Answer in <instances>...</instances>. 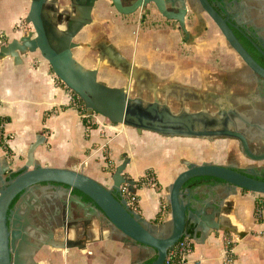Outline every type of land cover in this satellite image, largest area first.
<instances>
[{
    "label": "crops",
    "instance_id": "1",
    "mask_svg": "<svg viewBox=\"0 0 264 264\" xmlns=\"http://www.w3.org/2000/svg\"><path fill=\"white\" fill-rule=\"evenodd\" d=\"M23 13L24 0H0L3 44L30 30L27 23L20 24ZM186 22L189 36L184 38L174 20L139 12L124 15L114 10L109 0H97L91 24L82 28L81 58L74 57L85 67L96 68L100 81L110 86L127 85L130 93L141 92L146 99L155 91L178 107L188 101L204 107L227 101L231 89L223 91V81L239 62L212 30H205L210 21L204 14L197 21L190 17ZM74 102L72 92L39 51L21 54L19 63L0 57V116L7 119L5 133L10 137L7 148L0 147V165L8 164L12 171L21 168L28 145L37 136L44 140L34 150L39 164L81 171L106 187L112 184L110 174L127 159L124 176L136 181L147 169L155 176L154 187L134 185L132 190L140 218L157 225L168 222L167 188L181 171L180 160L213 162L214 154L193 152L189 141L196 138L137 133L97 113L89 117L94 126L86 125ZM257 198L264 201V194L241 188L226 192L218 215L220 228L210 229L203 242L192 238L193 251L185 264H223L226 237L232 243L230 264H264V225L254 215ZM91 226L85 248L65 251L42 246L34 254L35 262L133 264L137 258L142 263L151 259L152 253L148 255L144 247L120 232L98 226L96 220Z\"/></svg>",
    "mask_w": 264,
    "mask_h": 264
},
{
    "label": "water",
    "instance_id": "2",
    "mask_svg": "<svg viewBox=\"0 0 264 264\" xmlns=\"http://www.w3.org/2000/svg\"><path fill=\"white\" fill-rule=\"evenodd\" d=\"M55 1L27 0L23 21L31 28L2 44L0 57L8 56V61L19 63L21 54L39 51L54 75L81 99L87 113H97L110 123L131 127L137 133L149 131L164 137L211 142L221 138L237 140L245 158L260 161L264 166V151L249 148L245 133L232 118L235 111L229 102H218L214 111L204 106L191 110L184 104L172 109L166 98H159L155 91L151 99H146L141 92L131 94L127 85L110 86L100 81L97 69L85 67L73 53L80 46L75 37L91 24L97 0H70L69 13L58 10ZM109 1L114 10L124 15L139 12L174 20L176 27L186 33L184 0ZM199 2L202 12L218 26L243 63L264 79V69L229 34L217 12L206 0ZM43 141L41 136L34 137L24 165L18 170H10L8 164L0 165V264H37L33 257L42 246L65 251L85 248L94 220L98 226L120 232L144 247L148 255L152 253V261L142 263L137 258L133 264H163L167 251L183 236H190L185 230L186 220L193 225L191 238L196 242H203L210 229L220 228L217 221L223 196L231 188L264 194V180L256 178L251 169L239 171L230 164L180 160L181 171L170 179L167 188L170 219L163 224H151L130 210L120 197L121 184H128L132 190L135 185L133 179L123 174L127 159L110 174L112 184L106 187L81 171L39 164L34 150ZM197 176L219 181L202 183L183 192L184 184ZM55 230L58 234L54 240ZM71 235L77 238L72 239Z\"/></svg>",
    "mask_w": 264,
    "mask_h": 264
},
{
    "label": "flooded vegetation",
    "instance_id": "3",
    "mask_svg": "<svg viewBox=\"0 0 264 264\" xmlns=\"http://www.w3.org/2000/svg\"><path fill=\"white\" fill-rule=\"evenodd\" d=\"M206 1L221 17L229 34L264 69V0ZM183 3L186 8L184 23L187 36H189L186 21L190 17L197 21L204 13L199 0H184ZM55 5L62 12H71L70 0H56ZM204 15L210 21V26L206 27L205 30H212L225 50L240 61L239 66L232 69L231 74L223 81L222 85V89L224 87L223 91L231 89V93L226 100L229 101L230 106L235 111L232 118L237 122L235 123L239 126V129L245 133L249 148L255 152L264 151V79L254 74L243 63L238 54L227 43L218 26L206 14ZM181 33L185 38L186 33L182 31ZM214 58L217 61L219 55L216 53ZM217 105L219 104H207L206 108L209 111H214L217 109ZM220 105H223L222 102ZM201 107L200 104L199 108ZM234 141L237 142L236 147L241 157L244 158L238 141ZM234 150L235 146H230V144L227 146L226 164H230L239 171L251 169L255 176L264 177V166L258 165L260 161L240 166L239 159L233 153ZM60 222L57 221V223ZM52 225L55 226V224ZM55 231L58 234L57 230Z\"/></svg>",
    "mask_w": 264,
    "mask_h": 264
},
{
    "label": "built area",
    "instance_id": "4",
    "mask_svg": "<svg viewBox=\"0 0 264 264\" xmlns=\"http://www.w3.org/2000/svg\"><path fill=\"white\" fill-rule=\"evenodd\" d=\"M3 44V42L0 39V46ZM78 108L82 110L83 105L77 104ZM92 113H87V111L82 110L80 112L81 117H90ZM7 123V119L0 116V147L7 146V143L9 141V136L5 133V125ZM139 186H147V187H154L155 186V178L154 177H148L145 182L140 184ZM120 197L125 200L126 206L134 211L138 212V200L135 193L132 191V189L129 187L128 184H121L120 185ZM263 212H258V216L261 215ZM264 225V218L261 220V222ZM193 251V240L191 237L183 236L180 238L168 251L166 254V257L164 259L163 264H185L189 256L191 255ZM231 251V249H230ZM232 262L231 256L228 254V250L226 249V256L224 258L223 264H230Z\"/></svg>",
    "mask_w": 264,
    "mask_h": 264
},
{
    "label": "rangeland",
    "instance_id": "5",
    "mask_svg": "<svg viewBox=\"0 0 264 264\" xmlns=\"http://www.w3.org/2000/svg\"><path fill=\"white\" fill-rule=\"evenodd\" d=\"M26 8H27V0H24V13H23V18L26 12ZM24 24L25 21H23V19L21 20L20 24ZM31 28V27H30ZM84 33L82 32V30L76 35L75 40L77 42H80L85 38V36L83 35ZM81 48L77 47L73 50V53L75 55V57L81 58ZM132 93V92H131ZM133 94V93H132ZM148 98H149V94H145ZM229 102V101H228ZM187 106L191 109V110H197L199 109L200 104L199 103H195V102H186ZM171 107L173 109H177L178 108V104L175 101L170 102ZM191 145L189 146L190 149L193 152L196 153H202L205 151H208L212 154H214V157H212V161L214 163H219V164H226V156H227V146L230 144V146H235V150L233 151L234 155L239 158V165L240 166H246L243 164H254V162H251L249 159L247 158H242L241 155H239V151L237 149V142L234 140H230V139H216L213 141V144H211L209 141L204 140V139H192L191 141ZM201 161V159H199ZM243 162V163H242ZM260 164V163H258ZM156 184V181H155Z\"/></svg>",
    "mask_w": 264,
    "mask_h": 264
},
{
    "label": "trees",
    "instance_id": "6",
    "mask_svg": "<svg viewBox=\"0 0 264 264\" xmlns=\"http://www.w3.org/2000/svg\"><path fill=\"white\" fill-rule=\"evenodd\" d=\"M72 92V91H71ZM72 95H73V99H74V103L76 104H82V101L81 99L72 92ZM82 110H84V105H83V108ZM81 108H80V112L82 111ZM83 122L86 124V125H90V126H94L93 123H91L89 121V117H84L82 118ZM1 145V144H0ZM3 149H6L7 146H3L2 147ZM16 173L12 174V176H14ZM126 178H128V176H125ZM148 177H154V173L152 171V169H147L144 173L143 176L139 177L136 181H135V185L139 186L140 184H142L143 182L146 181V179ZM256 178H259V179H262L264 180V177L263 178H260L259 176H255ZM211 181H219L215 178H212V177H205V176H197V177H193V178H190L183 186V192L186 191V190H191V189H194L195 187L201 185L202 183H206V182H211ZM156 185V184H155ZM263 207H264V201H261L259 198H257L255 200V209H254V215H255V220L257 222H261V220L264 218V210H263ZM258 212H263L261 213L260 216H258ZM159 215L156 216V218H158ZM155 218V219H156ZM185 230H186V233L189 234L191 237L192 236V233H193V225L190 223L189 220H186V223H185ZM232 248V243H231V240L228 239V237H226V249L228 250V254L231 256V252H230V249ZM154 258H151L150 260H148L147 262H150L152 261Z\"/></svg>",
    "mask_w": 264,
    "mask_h": 264
},
{
    "label": "bare ground",
    "instance_id": "7",
    "mask_svg": "<svg viewBox=\"0 0 264 264\" xmlns=\"http://www.w3.org/2000/svg\"><path fill=\"white\" fill-rule=\"evenodd\" d=\"M58 23H59V26H62V23H63V22H62V21H60V22H58Z\"/></svg>",
    "mask_w": 264,
    "mask_h": 264
}]
</instances>
